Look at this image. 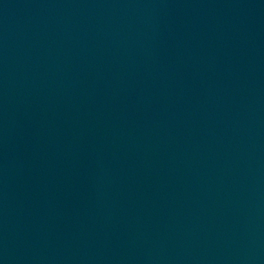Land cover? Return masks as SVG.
Segmentation results:
<instances>
[{
	"label": "water",
	"instance_id": "1",
	"mask_svg": "<svg viewBox=\"0 0 264 264\" xmlns=\"http://www.w3.org/2000/svg\"><path fill=\"white\" fill-rule=\"evenodd\" d=\"M0 264H264V0H0Z\"/></svg>",
	"mask_w": 264,
	"mask_h": 264
}]
</instances>
